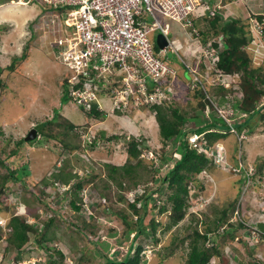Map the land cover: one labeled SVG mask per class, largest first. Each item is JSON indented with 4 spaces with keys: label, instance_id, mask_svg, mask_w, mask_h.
<instances>
[{
    "label": "rangeland",
    "instance_id": "obj_1",
    "mask_svg": "<svg viewBox=\"0 0 264 264\" xmlns=\"http://www.w3.org/2000/svg\"><path fill=\"white\" fill-rule=\"evenodd\" d=\"M209 1L213 3V0ZM234 2H230L229 6L219 12L221 16L229 15V18L226 19L227 22L231 21V16L238 17L237 13L245 10L240 9L243 2L235 3V7H233ZM247 2L248 4H255L248 5V9L258 6L257 0H244V3ZM219 3H222V1ZM2 4H6V2ZM55 12L56 9L54 7L44 3L42 0H31L27 4L14 3L13 1V3L5 7L1 6L0 8V20L3 22H0V70L2 69L0 74V181L2 180L1 176L7 173V169L10 170V168L13 171L17 170L16 174L18 176L22 173L20 171L22 168L25 169L26 173H29L26 185L24 186L20 185L19 182L9 180L4 187H0V213L5 212L7 215L13 212H24V216L28 220H31V216L34 215L35 223L40 228L43 227L47 218L53 216L55 213L58 216L55 217L53 223L49 226L46 235L52 239L50 243L54 244L56 248L65 254L62 259L63 264H105L100 254L93 253L91 249L94 245H87L86 239L83 238L78 228L86 227L88 230V223H93L94 228L106 231L112 228V234L108 233L103 240L107 244L103 248H107L108 253L110 252L111 254L114 249L121 250L117 255L119 259L124 255V251L128 249L132 233L128 236L129 239L122 236V229L125 226L118 217L117 210L125 211L128 213V216L133 214L132 209L127 204V202L132 201L134 198L132 192H130L131 190L128 191L132 187V184L126 179L124 181L126 187L117 188V184L106 177L108 163L120 165L126 161L128 145L127 140L122 138L121 134H133L136 136L145 134L148 136L145 138V143L149 148L141 150L142 159L137 158L140 161L137 168L139 170V177H134V179L138 180L139 183L147 180L151 181L150 176L153 174V166L157 165L155 156L158 157L157 154L160 153L162 144L157 134V126H155L156 124L153 120L147 121V124L144 126L145 128L137 122V120L142 118H148V114L146 112H140V114L133 113L132 109L136 107L129 105L131 108H125L126 111L121 110L116 113L112 100L107 96H103V98H98L96 103L99 108L98 110L107 112L106 116L99 119L94 116L88 118L87 113L79 112V107H76L68 98L60 97L69 84L60 81L64 79L65 69L60 65L58 58L55 57L57 50L53 46V39L55 38V34H58L57 26L53 24L57 17L52 18ZM252 12L254 11L252 10ZM245 13L246 19L249 22L251 16L248 11ZM157 18L161 22L169 24L170 38L174 39L181 46H185L191 40L193 34L181 22L162 15H158ZM8 20L10 22H7ZM57 22L60 26H63V21ZM241 22L243 23L242 18ZM13 23L14 27H12ZM51 24V28L45 27V25ZM197 24L206 39H210L218 34L219 30L217 29V33H213L210 24L206 21H199ZM38 26L41 27V30L38 29ZM30 31L34 34L33 37H28ZM204 31L209 32L208 35ZM150 36L154 41L155 34L151 33ZM24 45V52L21 56L22 60L16 59L12 61L14 56H18L22 52ZM248 46L250 49H253V52H251L252 65L254 67L261 66L257 70L256 75L263 76L264 53L262 51L259 52L253 42H250ZM242 47H245L244 44ZM169 55V60L173 61L176 66L180 65L176 52H169ZM60 73L63 74L58 81ZM180 76L181 78L188 79L189 73L188 71H184L182 67ZM180 84L182 82L179 77L175 81L178 90L180 89ZM236 95L239 96L238 94ZM261 99L264 102V97ZM214 100L218 102L217 98H214ZM175 102L181 106L182 111L185 112V116L189 117L192 114V105L196 101L194 100L193 102L191 94L186 93V98L176 99ZM56 111H59L69 121L74 122V124L90 125L89 130L85 131V133L82 132L77 137L73 130L69 128L70 122L62 119L63 116H56ZM194 113L192 116H194ZM122 114H125V117ZM53 115L55 119L52 118L51 124H45L44 130L53 133L55 136L46 138L44 135L30 141H22L16 147V140L25 135L28 129L38 124L37 128L40 130L43 121L50 120ZM207 120L210 121V119ZM193 121L199 122V118L192 117L190 120H186L184 125L191 127ZM217 122L221 123V121ZM218 126L221 127L222 125ZM95 130L104 132V134H100L101 138H97L93 145H86ZM62 132H68L71 144L77 146L78 143V145H82L80 146L81 148L63 149L60 140L68 136ZM114 135H117V138ZM61 136L63 137L59 140ZM220 142L223 143L224 150L229 154L230 161L232 157L236 159L238 147L237 156L241 150V160H251L255 170L258 165L262 166L264 164L263 121L258 120L251 132L243 131L238 137L236 134L231 133L221 139ZM13 148L17 149L16 152L13 150L14 153L11 152ZM165 148L168 152L171 150L168 145ZM177 149L180 150L179 146ZM135 161L136 158L130 160L132 163H135ZM158 162L161 164L160 160ZM168 164L171 165L170 162L162 165L163 171L169 167ZM86 165L88 168L93 169L88 170ZM61 167H63L62 171L79 174L78 179H83L82 189H79L78 194L71 191V189L77 190L72 184L67 189L71 181L72 183L77 181V179H72L71 177L68 180L69 182L65 184L56 181V184L44 185L42 179L47 180V182H50L52 179L54 180L53 174L58 173L57 171ZM87 171H91V174ZM215 171L218 178L214 173ZM86 173L87 175H91L89 179L83 177ZM211 174V177L215 175V178L220 181L224 189L216 190L210 204H207L204 209L206 213L204 215L205 220H209L207 222L208 225L212 224L210 221L212 215L220 213L222 207L227 206L233 199L239 198L236 195L240 196L241 191L247 190L243 193L242 203L251 200L250 209H247L249 212L246 213L258 212L259 207L263 203L261 202V196L264 195V166L262 173L253 176V179L257 181L253 190L246 189L245 185L239 183L237 175L232 172L216 168L212 170ZM223 174H229L226 178H230L231 176L229 181L223 179ZM262 177L263 180L261 181ZM106 181L108 186H105ZM218 181H214L216 189ZM159 185H162V183ZM151 186H153L152 188L156 186L153 181H151ZM161 191L159 193L162 197H165L169 193L167 187L162 188ZM136 194L137 192H134V195ZM121 195L124 196L123 200L118 199ZM77 196H82L81 201H79ZM70 199H77L81 202V206L87 208L74 211L70 206ZM103 200L110 207H106L105 209ZM1 201H4L7 205L1 204ZM98 201L99 204L95 206L94 204L98 203ZM46 202L49 207H47ZM150 205L152 206L151 203ZM105 210L110 211L105 212ZM154 210L157 212V207ZM134 217L135 215H133ZM167 217L165 213L157 214V219L163 222L167 221ZM193 224L194 220L192 216L187 215L175 227L167 231H164L165 229L162 226L157 227L155 231V234L159 238L157 243L154 242L150 235L144 234L138 236L131 249V252H134L137 243L143 247L140 251L142 257L137 264H183L182 260L187 251V247H184L186 241L183 244H177L175 248L173 246L179 240L178 238L186 234V227L193 226ZM147 228L150 229L149 226ZM199 229H203L201 224L199 225ZM230 230L232 229H228L226 233ZM246 232L245 226H238L235 234L244 237ZM5 235L6 233H2V238ZM212 235L215 237L213 238L214 241L221 247V254L215 256L208 264H264V261L256 260L264 253L263 242L250 250L253 247L251 245L247 248L242 242L241 245L231 242L228 236L224 240L219 235L213 233ZM174 237L176 241L172 243ZM6 244L5 239L0 240V258L2 257L0 264H42L44 258H47L46 251L38 247L35 242L31 243L34 245L33 249L28 250L26 248L19 253L14 248L5 250L4 246ZM171 247L174 248L173 252L163 260L159 252H168ZM227 251L228 253H234L235 257L228 255ZM15 254L19 255V257L16 258ZM57 263L55 261V264Z\"/></svg>",
    "mask_w": 264,
    "mask_h": 264
},
{
    "label": "trees",
    "instance_id": "obj_2",
    "mask_svg": "<svg viewBox=\"0 0 264 264\" xmlns=\"http://www.w3.org/2000/svg\"><path fill=\"white\" fill-rule=\"evenodd\" d=\"M5 1L8 0H1L0 3H3ZM227 1L228 0H226V2ZM56 8L60 12H62V14L65 13L64 9L66 7L63 6ZM256 16L260 20L262 19V17H264V15L260 14ZM230 19V22H227L226 19L221 20V15L217 14L213 16L212 20H210L209 23L213 33H217L218 29V33L222 32L224 37L223 48L219 54L216 66L232 74L233 81L237 85L235 88H233L232 86L224 87L220 85L217 90H214V92L216 93V98L219 103H223L227 100L228 97L234 98L232 103L233 107L239 112H246L247 115L243 120H240L239 122H233V124L238 132H241L243 127L246 128V132H251L258 120H261L264 123V102H262L261 99L262 97H264V75L257 76L256 72L259 68H261V66L254 67L252 65V56L246 47V45L250 42L251 36L249 35L248 30L245 29L246 25L241 22V17L231 16ZM203 39H206V37H204ZM243 44L245 47L241 48ZM214 45H216V43ZM154 48L155 50L158 49L155 45ZM21 56L22 54L18 57L14 56L12 61L20 59ZM147 87L149 89L150 87H152V85L147 84ZM238 93L242 94L240 98H238V96L236 95ZM200 95L202 96L201 99L199 98ZM194 96L199 99L197 100L195 105L192 106V114L189 117L185 116V112L182 111L181 106L177 104V102H175V99L171 100L170 102L166 101L169 104H165L163 106L153 103L148 107L149 110L155 112V119L158 125V134L161 140L160 142L162 144L160 153L157 154V159L160 160L161 163H164V161L168 159V151L165 147L167 145H170L171 147V145L175 142H179V148L181 151V158L175 161L173 166H169L166 172L162 173L159 168H156L155 172L153 171V174H151V181L156 183L158 187L155 186L154 188H152L153 186L147 184L150 183V180H147L145 182L142 181L139 183L138 180L134 179V177H139L137 170L139 160L138 162L136 161L135 163H131L130 159L132 157L136 158L139 155V150L136 149V140L133 137L127 140V152L129 156L127 162L121 165H114L111 163L107 164L108 173L106 177L107 179L115 182L118 186L117 188L126 187L124 181L128 179L131 182L132 186L142 185V189L144 192L140 197H135L133 201L127 202L128 206L132 209V215L128 216V213H126L125 211L117 210V213L119 215L118 217L122 220L121 222L125 226V228L122 229V236L127 239L129 233L132 231L134 232V235L131 238L132 241H130L128 249L124 251V255L120 259L117 258V255L121 252V250L116 249L112 254H110V252L108 253L107 248H103L106 247L107 244L104 241H102L104 242L102 243L100 240L101 235H104L105 232L112 234V228H110L109 231H106L100 228H94L93 223H88V230L85 227L80 231L83 238L86 239L87 245H94L91 249L93 253L100 254L104 259L105 264H137L142 257L140 251L143 248L142 245H139L137 243L134 252H131V249L137 237L144 234L150 235L152 236L154 242L157 243L159 239L155 234L157 227L162 226V228L165 229L164 231H167L172 227H175L181 220H183L186 215L192 216L194 224L193 226L186 227V234L182 235L181 238H178L179 240L177 241V243H175V246H173L175 248L177 244H183L186 241L184 247H187V251L184 259L182 260L183 264H207L213 256L220 254V250L217 244L210 245L209 247L206 246L208 239L207 234L208 232H212L213 230L215 231L220 223L224 221V219L227 217L226 207H232L233 201H231L225 208H221L220 213L212 215V219L210 220L212 224L208 225L207 222L209 220H205L204 217V221H202V223L204 222L206 224L203 230L204 232H200L197 229L198 218L196 217V215L188 212L189 187L192 185L201 186L200 182H198V180L194 182V179H196V174L207 163V158L203 154L196 153L193 148L188 146V142L186 139L187 132L183 131V125L186 122V118L190 119L192 117H198L199 122L202 121V114L199 115V111L204 109L206 105L205 102H207L208 100H202L204 98V95L201 91H199V89H197V91L195 90ZM64 97L67 98L68 96L65 95ZM90 105L91 106L89 108H85L84 106L80 107L90 117L94 116L99 119L106 116L107 112L98 110L95 103H90ZM121 109L123 108H116L115 112L118 113L121 111ZM193 113L194 116H192ZM52 118L55 119V116L53 115L50 120L43 121L40 130L37 128L38 124L33 125L37 133H40L41 136L45 135L46 138L55 136L53 133L44 130L45 124L49 125L52 123ZM217 121H221V123ZM218 125L222 126L220 127ZM210 126L213 127L214 130L205 133V138L207 139L208 144H212L213 142L223 139L230 134L228 125L223 119L218 116L215 117L212 122H208L204 126L199 125V127H197V129L195 130L202 131L203 129ZM62 133L68 136L64 137L65 139H61L63 136L59 138V140L61 139L60 141L63 149L65 148L67 150H71L72 148H81L80 146L82 145H78V143L77 146L71 144L72 142L70 141V135L68 132ZM22 141H25L24 135L16 140V147L18 146L19 142ZM92 144L93 142L86 143V145ZM13 150L16 152L17 149L13 148L11 150L12 153H14ZM62 169L63 167H61L57 171L58 173L53 174L54 180L52 179L50 180V182H47V180L45 181L42 179L44 185L56 184V181L66 183L71 177L72 179H77V181H74L73 186L77 190L80 189L83 185V179H78L79 174L77 175L76 173L62 171ZM87 169L92 170L93 168L91 169L87 166ZM262 169L263 165H258L255 170V174L262 173ZM20 171L22 173H20L18 176V174H16L17 170L13 171V169H7V173L1 176L2 180L0 181V185L1 183L3 184V181L9 180L18 181L22 186L26 185V179L29 176V173H26L25 169L23 168ZM88 172L91 174V171ZM83 177H87L89 179L91 175H87L86 173ZM160 183H162V185H159ZM105 186H108L107 181ZM165 187L169 189V193L165 197H162L159 192H162V188L164 189ZM73 193L78 194L76 190H73ZM155 194H157V198L159 197L158 203H156V201H154V198L152 197ZM81 197L77 196L79 201H81ZM118 199L123 200L124 196L121 195L120 197H118ZM79 201L77 199H70V206L74 211L83 209V206H81V202ZM103 201L105 209L106 207H110V205L107 206L105 200ZM137 202H139V205H136ZM150 203L152 204V206L150 205ZM98 204L99 201L94 205L97 206ZM47 207H49L48 203ZM154 207H157V212L154 210ZM108 211L110 210H105V212ZM158 213L167 214V221L163 222L162 220H158ZM133 215H135L134 218ZM56 216L58 215L54 213L53 216L47 218L43 227L40 228L37 224L25 222V218L23 216L13 214L8 221V225L11 227V230L5 236L7 244L4 246V249L6 250L14 248L15 251L19 253L23 251L25 246L29 249V242L31 240H35L47 253V258H44L42 264H55V261L58 262L57 264H63L62 259L65 254L61 250L55 249L54 246L49 243V241H52V239L46 235L49 226L53 223V220ZM110 216L112 217V215ZM147 226H149L150 229H148ZM2 233L3 229L0 227V238H2ZM175 241L176 238L174 237L172 239V243H174ZM173 247L169 248L168 252H159L162 259H165L171 255L174 249ZM15 256L16 258L19 257V255L17 254H15Z\"/></svg>",
    "mask_w": 264,
    "mask_h": 264
},
{
    "label": "built area",
    "instance_id": "obj_3",
    "mask_svg": "<svg viewBox=\"0 0 264 264\" xmlns=\"http://www.w3.org/2000/svg\"><path fill=\"white\" fill-rule=\"evenodd\" d=\"M42 1L52 7L62 5L67 7L64 21L72 28V34H69L73 36L67 39L66 45L59 53L64 65L77 73H81V77L77 76L78 78L75 81L82 80V85L71 91L74 101L78 104H85L87 99L95 98L102 91L100 85L103 86L106 83V77L109 74L116 75L119 72H125L127 76L124 78L129 79L138 74L139 67L147 71L151 77L170 80L171 83L175 77V68L168 65L159 56L164 53L165 48L159 49L157 54L154 53L153 40L150 36L151 33H156V31L167 33L168 24L161 22L157 16L162 15L181 22L183 26L190 29L193 37L197 38L200 29L195 24L196 18L220 14L222 8L221 3H217L218 0L213 3L208 0ZM251 22V29L255 35L252 42L255 43V48L259 52H263L264 18L260 20L252 17ZM63 40L62 38L57 39L58 44L63 46ZM214 42L217 43L216 46ZM221 45L222 39L218 37L209 39L205 44L199 46L201 60L216 75V78H213L210 83L235 88L237 84L233 81L232 75L223 73L216 67V61L222 48ZM169 47L171 45L167 46L166 50ZM182 61L185 63L184 60ZM190 71L193 79L191 87L199 86L203 88L195 70L190 69ZM170 89V85H163L161 88L157 86L155 92L148 95L147 100L161 101ZM114 91L117 90L114 89ZM238 95V98L242 96L241 93H238ZM204 98L208 100L203 110L206 120L210 119L212 112H214L216 116L226 122L230 134H236L238 137L246 130L243 127L242 131L238 132L233 124V122L243 120L247 115L246 112H239L233 107L234 98L228 97L226 101L219 103L214 100L215 97L207 92H205ZM86 105L89 104L86 103ZM188 138L192 145H196L197 150H204L213 159L216 166L231 168L235 172L242 171L245 176L244 185L246 189L254 184V181L251 180L253 172L251 166L245 167L241 160H238L236 167L231 166L225 159L223 147L219 144L204 149L203 144L206 142L204 137L200 138V141H198V135L195 134L189 135ZM261 198L263 204L259 208L258 216L264 219V195ZM249 232L253 241L261 238L264 240V236H262L257 226L250 227Z\"/></svg>",
    "mask_w": 264,
    "mask_h": 264
},
{
    "label": "clouds",
    "instance_id": "obj_4",
    "mask_svg": "<svg viewBox=\"0 0 264 264\" xmlns=\"http://www.w3.org/2000/svg\"><path fill=\"white\" fill-rule=\"evenodd\" d=\"M13 1H14V3H20V4H27V3L31 2V0H29L28 2H24L26 0H8V1H5V2L11 4V3H13ZM216 1L217 0H214L213 2H216ZM221 1H222V3H221L222 8L220 10H222L225 7L229 6V3L232 2V1H235L234 4H233V7H235L234 6L235 3H238V2H240V3L243 2V5H246L244 3V0H228L227 2H226V0H221ZM221 1H219V2H221ZM0 4H2V3H0ZM226 4H228V5H226ZM63 6L66 7V5H62L60 7H63ZM54 8L56 9V12L52 16V18H55L54 16H57V18H55L56 21H63V26H60V24L58 22H56V21H55V23H53V24H56V26H57V32H58V34H55V38L53 39V46L57 50L56 51L57 54L55 55V57L58 58L60 65H62L64 67V69H65V74L63 76L64 79H61V76L64 73L63 72L62 74L60 73V78L58 79V81L61 79L60 80L61 82H66V83L69 84V86L65 88L63 94L60 95V97H64L65 95H67L68 96L67 98L70 100V102H72L76 107H79V109H80V110L78 109L79 112L85 113L81 109L80 106H84L85 108H89L91 106L90 103H95L96 104V108L99 109L98 108V105L96 103L97 100H98V98H101V97L103 98V96H107V97H109L112 100V103L115 105V108H121L122 107L123 109H121V110L126 111L125 108H131V107H129V105H131L132 107H136V108H133L132 109V112L133 113L136 112V113L140 114V112H146L148 114V116H147L148 118H142L140 120H137V117H136L137 122L139 124H142L143 128H145L144 126L147 124V121L153 120V122L156 124L155 126H157V129H158V125H157V122H156V119H155V112L149 110V108H148L151 104L156 103V104H159V105H162L163 106L165 104H169L166 101H169L170 102L173 99H175V100L178 99L179 100V99H181L183 97L186 98V93L187 94L190 93L191 96H192L193 102H194V100L197 102V100L199 98L200 99L202 98L201 95H200L199 98H197V97L194 96V92H195V90L197 91V89H199V91H201L203 93V95H205V92H207V93H210L213 97L216 98V93L214 92V89L217 90L218 87L220 86V84L210 83V81L213 78H216L215 77L216 75H215L214 71H212L211 68H208L204 64V62L201 60L200 50H199V46H202V44H205L209 39H203L204 36H203V33L200 30L199 31L200 34H199V36L197 38H195V37L192 36L191 40H189L186 43L185 46H181L174 39H171L170 38V35H169L170 27H169V24L167 23L168 24L167 33H162V32H159V31H156V33H154L155 34V37L157 36L158 33H161L164 36V38L166 39V44L163 47L160 48V47L156 46L155 40H154L153 41V50H154V53L157 54V52H159V49L165 48L164 53H162V55H159V56H161V59L164 60L165 62H167L168 65H171L172 67L175 68V71H176L175 72V77L173 78V80L171 81V83H170V80H165L163 78L155 79L154 77H151L150 74L147 71L143 70V68L137 66V67H139V70H138V74L137 75L135 74V76H133L132 78L125 79L124 77L127 76L125 72H119L116 75L109 74L106 77V79H107L106 83H104L103 86L100 85L101 88H102V91L100 93H98L95 96V98L87 99L85 101V104L84 103L83 104L76 103V101H74V99H73V96L71 94V91L73 89L78 88V87H80L82 85V80L75 81V79L78 78L77 76H79V78L81 77V73H77L74 70L68 68L66 65H64V63L60 59V53H59L60 50L66 45L67 39H70L71 36H73V35H70V34H72V28L69 27V25L64 21L65 18H66L67 7L64 9L65 10V13L64 14H62V12H60L56 7H54ZM240 9H242V8H240ZM233 11H234V8H233ZM250 12H249V14H250L251 18H250L249 22L246 19L247 18L246 14L245 15H242L241 12H238V13L236 12V13H237L238 17H241L242 18L243 23L246 25V29L248 30V33L251 36L250 42H252L253 39L255 38V35H254V32L251 29V23H252L251 22V19H252V17L257 18L256 15H259V14L260 15H264V14L261 13V12H251V13ZM214 15H217V14H213V16ZM213 16H211V17L210 16L209 17H204V16L198 17L195 20V24L198 26L197 23H199V20L204 21V22L207 20L206 22L209 23V21L212 20ZM242 16H245V17H242ZM232 17H234V16H232ZM202 18L205 19V20H203ZM227 18H229V15L221 16V20H224V19H227ZM262 18H264V17H262ZM0 22H2V20H0ZM7 22H10V21L8 20ZM31 22L34 23V21H32V20H31ZM31 22H30V25H31ZM28 23H27V27H28ZM12 27H14V23L12 24ZM45 27H48V29H49V28L52 27V24L51 25H45ZM38 29L41 30V27L38 26ZM199 29H200V27H199ZM33 36H34V34L30 31L28 37H33ZM218 37H221V39H222V45L221 46L223 48V38L224 37H223L222 32H219L218 34L214 35L210 39H212V38H218ZM59 38L64 39L63 40V42H64L63 46L61 44L60 45L58 44L57 39H59ZM215 43L216 42H214V44ZM25 45L23 46L22 52L18 56H20L24 52ZM154 45L158 48L157 50H155ZM170 45H171V47H169V49L166 50V47L167 46H170ZM216 45H217V43H216ZM246 47H247V49H248V51L250 53L253 52V49H250V47L248 46V44L246 45ZM222 48H221V50H222ZM173 51L176 52L177 56L179 57L180 65L178 64L176 66L173 61H171V60L168 59V57H170L169 52H173ZM263 53H264V48H263ZM218 58H219V55H218ZM20 60H22V58H20ZM182 60H184V62L186 64H188V65L186 66V64L183 63ZM252 61H253V59H252ZM198 64H200V67L201 68L199 67ZM182 67L184 68V71H188L189 76H188L187 82H186V80H185V82H182L181 81L184 86L182 84H180L179 85L180 89L178 90L177 87H176V85H175V81L180 77V70H181ZM190 69L195 70V73H197L196 75H197L198 79L200 80L201 84L203 85V88L204 89L202 87H199V86L198 87H193V88L191 87L192 82H193V79H192V73H191ZM219 69L223 73H228V72L224 71L221 68H219ZM216 81H217V79H216ZM200 82H198V83L200 84ZM147 84L152 85V87H150L148 89ZM163 85L164 86H169L170 85L171 89H170L169 93L166 94V96L161 101H157V100H152V101L151 100H147L148 95L149 94H152L153 92H155V89L157 88V86H159L161 88ZM114 89H116L117 91L115 92ZM166 92H168V91H166ZM204 99L205 98H203L202 100H204ZM86 103H88L89 105H86ZM195 103L193 105H195ZM203 110L199 111V115L202 114V118H201L202 121L201 122H194L193 121V125L191 127L186 126V125H184V127H183V131L184 132H187L186 139H187V142H188V146L191 147V148H193L196 151V153L203 154L207 158V163L196 174V179H194V182H196L198 180V182H200L201 186L192 185V186L189 187V191H188V199H189V210H188V212H190L192 214H195L196 217L198 218V223H197L198 226H197V229L200 232H204L203 230H204V228L206 226V224L204 222L202 223V221H204V215L206 214L204 209L206 208L207 204H210L212 198L214 197V188H215L214 181H211V182H213V190L211 191L210 194H207L206 191L204 190V187H205L204 184L207 185V182H208V179H206V177L209 178V179L210 178L211 179L213 178V177L210 176V175H212L211 174L212 170H214L216 168H220L222 170H226L228 172H232V173H234V174L237 175V178H240L241 179V183L243 185L245 183V176L243 175L242 171L235 172L231 168H227V167L222 168L220 166H216L214 164V162H213V159L210 156H208L205 153L204 150H197L196 145H192L191 144V142H190V140L188 138L189 135H192V134L198 135V141H200L201 140L200 138H203V137L205 138V133L206 132L211 131V130H214V128L211 127V126L208 127V128L203 129L202 131L195 130V129H197V127H199V125L204 126L208 122H212L214 120V118L217 117L216 114L214 112H212V116L210 118V121H208L204 117ZM55 113H56V116H58V117L63 116L59 111H56ZM122 115L125 117V114H122ZM89 117L90 116H88V118ZM62 119H64L66 122L69 121L64 116H63ZM186 120H188V119L186 118ZM69 122H70L69 123L70 124L69 125V128L73 130L74 134L77 137H79L82 132L85 133V131L89 130V128H90L89 127L90 125L87 126L85 124L84 125L83 124H79V123L74 124V122H71V121H69ZM143 130H145V129H143ZM150 131H151V129H150ZM245 132H246V130H245ZM100 134H104V132L102 133L100 131L95 130V132L91 136V139L88 140L87 142H93V144H94L97 138H101V135ZM157 134H158V132H157ZM121 135H122L121 137L124 138L125 140H129L132 137L136 140V149L139 150V155L136 157V161L138 162L137 158L142 159V157H141V150L143 148H147V149L149 148L148 145H146V143H145V140H146L145 138H147L148 136L145 135V134H140V135H137V136L136 135H133V134H130V135L121 134ZM116 136L117 135H114V137H116ZM127 136H129V137H127ZM158 136H159V134H158ZM38 137H42V136H41L40 133H37V131H36V136H35L34 139H36ZM159 139H160V137H159ZM205 140H206V142L203 144L204 149L211 148L214 145H218V144L223 147V143L220 142L221 139L213 142L212 144H208L206 138H205ZM178 146H179V142L178 143L175 142L174 144L171 145V147H170L171 150L168 152V159L166 161H164V163H161L160 164L158 162L157 157L155 156V158L157 159V161H156L157 162V165H154L153 166V171L154 172H155V169L156 168H159L162 173L166 172L168 170V168L165 171H163L162 170V165L163 164L166 165L167 163L170 162L171 165L168 164V166H173L174 163H175V161H177V160H179L181 158V151L177 149ZM223 149H224V147H223ZM238 149L239 148L237 147V150H236V159H234L232 157V160L231 161H230L229 154H227V152L224 150L225 159L229 162V164L231 166H234V167L237 166L238 160H241L242 159L241 150H240L239 155L237 156ZM128 158H129V156H128V152H127V156H126V161L125 162H127ZM133 158L134 157H132L130 160H132ZM241 161L243 162V164L245 165V167L251 166L253 168V170H252L253 172L251 174V180L254 181V184L252 185L254 187L256 185V183H257V181H255L253 179V176L256 175L255 174V167H254L253 163L248 162V160H241ZM139 164H140V161H139L138 165ZM115 165H118V164H115ZM263 166H264V164H263ZM137 168H138V166H137ZM10 169H12V168H10ZM203 171H205V172H203ZM138 173H139V170H138ZM262 180H263V177L261 178V181ZM14 182H18V181H14ZM68 182L69 181H67L66 183H68ZM149 182L150 183H148V184L151 185V181H149ZM7 183H8V181H3V184L1 183L0 187H4ZM63 184H65V183H63ZM71 184L73 185L74 182L72 183V181H71V183L68 185V188L67 189H69L71 187ZM155 185H156V183H155ZM252 186L249 187L248 189H252L253 190V187ZM156 187H158V186L156 185ZM129 190H131L130 192H132V195L134 196V198L135 197H140L141 194L144 192L143 189H142V185L132 186V188L128 189V191ZM71 191L73 192V189H71ZM76 191L79 192V189L76 190ZM215 191H216V188H215ZM246 191L247 190H245L244 192L241 191V195L240 196L239 195H236L239 198L232 200L233 201V206L232 207H229V209H227V207H226L227 217L224 219V221H222L220 223V225L217 227V229L215 231L213 230L212 232H208V234H207L208 239H207V243H206V246L207 247H209L210 245H214V244H217L218 245V243L214 241L213 238H215V237H213L212 233L213 234H216V235H219L224 240L228 236L231 239V242H234L235 241V242L238 243L236 245H241V242H242L243 245H246L247 246V248L250 245L253 246L252 248H250V250H252L255 247H257L260 243H262V242L264 243V240L262 238L261 239H258L257 241H253V239L250 238V235H249L250 234V232H249L250 227H252L254 225L258 227V223H263L264 224V219L263 218H260L258 216L259 210H258V212L256 211L254 213H246V212H249L247 209H250L249 206H251L250 205L251 200L247 201L246 203H242L243 193H245ZM134 192H137V194L134 195ZM152 197L154 198V201H156V203L159 202V199L157 198V194L153 195ZM1 204L7 205V204H5L4 201H1ZM136 205H137V203H136ZM138 205H139V202H138ZM16 207H18V206H16ZM83 208H87V207H84L83 206ZM4 213H0L1 214V216H0V227L3 229V233H6L7 234L11 230V227L8 225V221H9L10 217L13 214H17V215L23 216L25 218V222H27V223L36 224L35 223V216L34 215H33L34 217L31 216V215H29V216H31L32 219L31 220H28V218H26L24 216V212L23 213L13 212V213H9L7 215H6V213L5 214ZM200 224L203 226V229H199V225ZM235 226L236 227H238V226H241V227L245 226L247 232H246V234H245L244 237L241 236V235L235 234V232H236V230L234 229ZM78 229L81 231L83 228L81 227V228H78ZM228 229H232V230H230L228 233H226V231ZM258 229L260 230L262 236H264V230H261L259 227H258ZM131 233H132V236H133L134 235V232L133 231L129 233V236H130ZM107 234L108 233L105 232L104 235H101L100 240L103 241L104 238H105V236ZM5 236H4V238H1L0 240L5 239ZM132 236H131V238H132ZM131 238H130V241H132ZM32 242H35V244L38 247H41L36 241L31 240L29 242V244H28L30 246V248L28 249L25 246L24 249H26V248L28 250L33 249L34 248V245L31 244ZM50 242L51 241H49V243ZM50 244H52V243H50ZM52 245L54 246L55 249H58V248L55 247L54 244H52ZM227 246H229V245H227ZM218 247H219V250H220V248H221L220 245H218ZM24 249H23V251H24ZM36 249H38V248L36 247ZM114 250H112V252ZM227 253H228V251H227ZM220 254H221V251H220ZM219 255H215V256H219ZM228 255H230L232 257L233 256L235 257L234 253H232V252L228 253ZM215 256H213L208 263H210L212 261V259H214ZM42 257H44V256H42ZM263 257H264V253H262L261 256H260V258H258L256 260L263 261ZM0 260H1V258H0Z\"/></svg>",
    "mask_w": 264,
    "mask_h": 264
},
{
    "label": "crops",
    "instance_id": "obj_5",
    "mask_svg": "<svg viewBox=\"0 0 264 264\" xmlns=\"http://www.w3.org/2000/svg\"><path fill=\"white\" fill-rule=\"evenodd\" d=\"M213 1H214V0H213ZM251 1H252V0H251ZM259 1H260V3H259ZM262 1H263V3H261ZM257 2H258V4H257L258 6L256 5L257 7H254V8H251V9H248V5H255L254 3H252V4L249 3V4H248V2H247V3H245L247 6H246V5H242V7H240V8L245 9V10H242V9H241V10H242V11H241V14H242V15H245V14H246V13H245L246 10L249 11V12H250V10H251V12H252V10H253L254 12H261V13L264 14V0H257ZM9 4H10V3L0 4V8H1V6H4V7H5L6 5H9ZM244 6H245V7H244ZM6 9H8V8H6ZM243 11H244V12H243ZM204 17H205V16H204ZM204 17H203V18H204ZM203 18H202V19H203ZM203 20H205V19H203ZM199 21H201V20H199ZM206 21H207V20H206ZM204 32H205L206 35L208 34L207 31H204ZM198 65H199V67H200V64H198ZM200 68H201V67H200ZM200 68H199V69H200ZM187 77H188V76H187ZM185 80H186V82H187V79H185L184 77L181 78V76H180V81L185 82ZM198 124H199V123H198ZM198 124H197V125H198ZM253 153H254V152H253ZM254 158H255V156H254ZM248 162L251 163L250 160H249ZM225 171H226V170H225ZM214 173H215V175H216V171H215ZM215 175L213 176L214 178H212V179H211V178H210V179L206 178V179H208V182H207V185L204 184V186H205V187H204V190L206 191L207 194H210L211 191L213 190V182H211V181H218V180H217L218 176L216 175L217 178H215ZM228 175H229V174H228ZM228 175H224V174H223V176H224L223 179L229 181V179L231 178V176H230V178H226ZM238 180H239V183H241V179L238 178ZM232 181H233V180H232ZM217 184H218V187H219V188L217 187L216 190H221V189L223 190V189H224V188H222L223 186H222V184L220 183V181H218ZM252 187H253V186H252ZM214 192H215V188H214ZM235 193H236V190H235ZM219 197H221V196H219ZM219 201H220V200H219ZM225 207H226V206H224V207H222V208H225ZM228 208H229V207H228ZM228 208H227V209H228ZM234 229L237 231V227H236V226L234 227ZM234 242H235V241H234ZM235 243H237V242H235ZM237 244H238V243H237ZM248 248H249V247H248ZM234 255H235V254H234Z\"/></svg>",
    "mask_w": 264,
    "mask_h": 264
},
{
    "label": "water",
    "instance_id": "obj_6",
    "mask_svg": "<svg viewBox=\"0 0 264 264\" xmlns=\"http://www.w3.org/2000/svg\"><path fill=\"white\" fill-rule=\"evenodd\" d=\"M155 44L158 47H163L166 44V39L161 33H158L157 36L155 37ZM36 136V129L34 127H31L27 133L24 135V140L25 141H30L33 140ZM258 227L261 230H264V224L263 223H258Z\"/></svg>",
    "mask_w": 264,
    "mask_h": 264
}]
</instances>
